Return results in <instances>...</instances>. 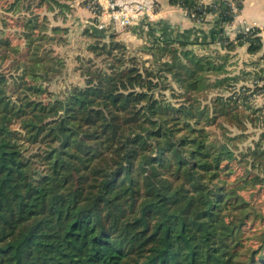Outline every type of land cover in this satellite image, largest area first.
I'll use <instances>...</instances> for the list:
<instances>
[{
  "label": "trees",
  "instance_id": "trees-1",
  "mask_svg": "<svg viewBox=\"0 0 264 264\" xmlns=\"http://www.w3.org/2000/svg\"><path fill=\"white\" fill-rule=\"evenodd\" d=\"M68 7L0 0V264H264V135L240 155L205 130V91L243 127L228 57L155 31L147 65L88 29L109 58L70 84L48 46L69 33L48 12Z\"/></svg>",
  "mask_w": 264,
  "mask_h": 264
},
{
  "label": "rangeland",
  "instance_id": "rangeland-1",
  "mask_svg": "<svg viewBox=\"0 0 264 264\" xmlns=\"http://www.w3.org/2000/svg\"><path fill=\"white\" fill-rule=\"evenodd\" d=\"M67 2L69 7L66 8L65 13L62 12L61 14L55 16L54 12H48L49 26L60 25L67 28V30H69V33L62 35L63 38L59 37L58 40L56 39L57 41L55 40L50 45L48 44V46H50L54 50L51 53V55L55 56L56 58L55 64H57L59 70L62 72V77H61L62 80H67L70 84L84 86L87 80L86 78L87 71L89 69L93 70L97 68L98 66L102 65V63L105 60L109 58L108 55L103 53L94 54V52H92L90 49L91 44L95 42H99V45L102 44L101 43L102 41H99L101 40L99 34L113 35L114 38L125 44L126 54L130 56L134 55L139 60L145 61L147 65H151L153 63L154 58L148 51L147 47L153 46L157 41V36H154L156 34L155 31L150 32L151 34L148 33L144 34L146 36L144 37L143 34L141 33L132 34L130 30L124 31L125 29L115 28L112 26L107 27L106 30L99 29L97 27H91L88 23V20L92 22L97 20L96 18L92 17V13L89 12L82 3L80 4L78 0H67ZM4 14L6 13H4L0 8V19L3 17ZM7 14L9 16H18L21 14V12L19 9L16 12H9ZM88 29L91 31L98 29L99 36L92 35L88 31ZM142 32L144 31L142 30ZM134 36H136L138 40H135ZM145 40L147 42L143 43ZM29 42L30 40L25 39L23 41V44L27 45ZM61 84L62 83L59 82L60 87ZM222 93L225 95V91ZM216 97H217L216 92H210V91L209 92L205 91L204 95H202L201 97L204 103L203 106H206L205 108L211 112L210 115L215 118L214 123L210 127H207L205 129L207 130L206 132L208 133L210 131L217 132L220 138L224 140H227L229 138L228 140L229 145L233 148H236L238 154L240 155L242 154L239 153L240 150L244 152L246 151L247 153V151L255 147L257 143L253 139L254 138L253 136H255L254 134L257 131L252 132L253 128L256 129L257 127L254 126L252 127L250 125V128L252 130L248 128V130L250 131L246 129L245 130L246 134L239 133V129L235 125L236 119L234 116L235 113L232 110L233 104L231 103V106L229 105L230 106L229 107L228 106L229 102L226 103L225 106L230 108L231 111L228 115L223 114L222 113L223 109L221 108L222 103L219 104L214 103ZM213 104L214 106L212 107ZM206 139L207 140L213 139V135H206ZM248 152L251 154V151ZM256 160L259 163L261 162L259 166V170L264 172V159H262V156H258ZM245 165L246 162L244 161L240 162L239 165L240 167H238L237 171L232 175L230 180L239 177L242 174ZM259 197H261V199H258V201L260 200L262 201V203H264V194H259L258 198Z\"/></svg>",
  "mask_w": 264,
  "mask_h": 264
},
{
  "label": "crops",
  "instance_id": "crops-1",
  "mask_svg": "<svg viewBox=\"0 0 264 264\" xmlns=\"http://www.w3.org/2000/svg\"><path fill=\"white\" fill-rule=\"evenodd\" d=\"M159 2V13L162 19L155 24V30L163 38L188 41L199 54L227 56L224 75L232 79L236 78L237 86L244 82L248 85L246 80L253 76L264 80V67L260 61L264 54V41L260 40V47L257 50H250L248 43L235 42L236 34L230 36L225 34L216 15L209 14L203 22H196L185 17L180 8L172 5L169 0H159ZM234 23L239 27L246 24L255 25L259 31L264 32V0H243ZM126 30H130L132 34L141 33L144 37H146L144 34H147L137 25L126 28L124 31ZM134 38L138 40L136 36ZM146 42L145 40L143 43ZM238 110L246 113V116H241L243 127L240 125L237 127L239 133L246 134L245 130H248L250 125L257 127L259 129L253 128L252 132L257 131L253 139L259 142L264 135V90L251 98L249 103L238 105ZM261 143L264 145V140Z\"/></svg>",
  "mask_w": 264,
  "mask_h": 264
},
{
  "label": "built area",
  "instance_id": "built-area-1",
  "mask_svg": "<svg viewBox=\"0 0 264 264\" xmlns=\"http://www.w3.org/2000/svg\"><path fill=\"white\" fill-rule=\"evenodd\" d=\"M78 2L97 19L94 22L88 20L89 25L103 30L109 26L126 29L137 25L144 32L150 33L156 31L155 24L162 19L159 13V0H78ZM242 2L243 0H199L195 10L181 4L177 6L185 17L196 22H203L209 14L216 15L226 35L236 34L237 43L244 41L250 45L249 36L260 37L263 42L264 32L259 31L255 25L246 24L239 27L234 23ZM260 61L264 67V54ZM246 82L248 85L244 82L237 86V80L234 78L225 90V95L233 98L239 106L249 103L251 98L264 90V80L256 76Z\"/></svg>",
  "mask_w": 264,
  "mask_h": 264
}]
</instances>
